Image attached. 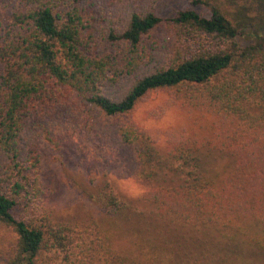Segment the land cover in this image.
I'll list each match as a JSON object with an SVG mask.
<instances>
[{
    "label": "trees",
    "instance_id": "obj_1",
    "mask_svg": "<svg viewBox=\"0 0 264 264\" xmlns=\"http://www.w3.org/2000/svg\"><path fill=\"white\" fill-rule=\"evenodd\" d=\"M155 3L0 0V224L16 238L8 264H141L120 237L130 208L108 182L85 193L103 222L54 213L40 145L60 154L61 128L123 156L128 176L151 188L150 225L194 232L182 264H264V48L239 43L264 24V0H188L207 15L187 7L167 18ZM158 92L167 98L156 116L196 112L211 120L210 136L165 130L160 153L131 115Z\"/></svg>",
    "mask_w": 264,
    "mask_h": 264
},
{
    "label": "rangeland",
    "instance_id": "obj_2",
    "mask_svg": "<svg viewBox=\"0 0 264 264\" xmlns=\"http://www.w3.org/2000/svg\"><path fill=\"white\" fill-rule=\"evenodd\" d=\"M187 7L200 15H207L203 6H191L188 0H156L155 3L157 14L164 18L172 17L177 10ZM157 32L162 33L164 30L161 28ZM239 43H256L264 48V24L247 30L240 37ZM166 98V93L158 92L139 102L131 114L134 123L137 126L148 125L155 135H163L168 129L184 128L189 135L210 136L213 131L211 120L196 112L188 113L173 107L161 116H156L154 111ZM173 118L176 119L175 125L172 124ZM57 136L61 140L60 154L44 144L40 145V154L42 183L47 191L49 204L58 217L84 219L87 222H103L105 218H109L105 211L85 194L86 191L94 193L96 187L108 182L113 192L121 196L130 208L131 213L124 216L120 223V237L123 245L127 246L135 257H139L141 264H145L146 259L151 262L159 261V264H182L179 257L187 259L189 253L194 254L192 245L195 234L192 230L156 229L149 224V207L144 201L129 199L119 192L114 176L130 178L124 168L125 159L119 152L84 138L76 131L61 128ZM158 150L164 153L166 148ZM15 240V235L0 224V264H8Z\"/></svg>",
    "mask_w": 264,
    "mask_h": 264
},
{
    "label": "clouds",
    "instance_id": "obj_3",
    "mask_svg": "<svg viewBox=\"0 0 264 264\" xmlns=\"http://www.w3.org/2000/svg\"><path fill=\"white\" fill-rule=\"evenodd\" d=\"M175 123L176 119L173 118L172 124L175 125ZM138 126L153 140V147L161 150L167 147L169 143L168 136L153 134L148 125ZM114 179H116L119 192L128 197L129 199H142L147 196L151 191V188L148 185L143 184L142 181L135 178H117L114 176Z\"/></svg>",
    "mask_w": 264,
    "mask_h": 264
}]
</instances>
